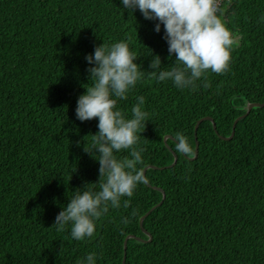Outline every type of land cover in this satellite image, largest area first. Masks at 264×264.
I'll return each instance as SVG.
<instances>
[{"label":"trees","instance_id":"1","mask_svg":"<svg viewBox=\"0 0 264 264\" xmlns=\"http://www.w3.org/2000/svg\"><path fill=\"white\" fill-rule=\"evenodd\" d=\"M220 9L236 40L230 68L209 69L195 89H181L149 72L151 50L161 67L175 58L163 25L156 31L138 8L130 12L121 0H0V264H76L90 251L97 264H122L130 234L145 240L126 239L124 264H264V105L239 118L230 138L220 136L231 134L247 103L264 102V0H222ZM129 38L146 71L118 107L130 116L136 97H145L139 145L147 182L110 207L92 237L76 240L55 218L76 188L99 187L98 150H87L98 117L82 121L75 112L92 83L85 57ZM204 116L218 133L203 119L190 158ZM178 134L191 152L176 150Z\"/></svg>","mask_w":264,"mask_h":264},{"label":"clouds","instance_id":"2","mask_svg":"<svg viewBox=\"0 0 264 264\" xmlns=\"http://www.w3.org/2000/svg\"><path fill=\"white\" fill-rule=\"evenodd\" d=\"M121 3L130 12L138 8L145 18L156 20V31L163 25L169 56L174 55L175 64L161 67V56L151 50L149 72L157 80L171 79L178 88L195 89L197 80L206 76L209 69L223 73L230 68L236 40L218 14L221 0H121ZM260 19L264 20V16ZM129 40L103 42L85 57L92 83L79 95L75 112L82 121L98 117V131L87 150H98L93 155L100 163L99 187L97 182H90L82 189L76 188L70 202L55 218L58 230L70 224L71 237L76 240L92 237L99 218L110 207H120L122 197L133 196L136 188L147 182L142 167V153L146 149L139 145V134L149 116L145 97H136L138 102L132 106L130 116L118 107L119 100L127 98L146 71L136 62L138 55ZM175 147L179 152L192 151L184 134H178ZM122 149L130 150L129 155L118 156ZM123 203L127 206L129 201ZM123 220L128 222L127 217ZM97 255L96 251H90L76 264H97Z\"/></svg>","mask_w":264,"mask_h":264},{"label":"water","instance_id":"3","mask_svg":"<svg viewBox=\"0 0 264 264\" xmlns=\"http://www.w3.org/2000/svg\"><path fill=\"white\" fill-rule=\"evenodd\" d=\"M262 105H264V102H249V103H247V105H246V112H245L244 114L238 116V117L235 119L231 134H230L229 136H222V135H220V136H221L222 138H226V139L230 138V137L234 134V129H235L236 121H237L239 118H241V117H243L244 115H246V114L250 111V109H251L253 106H262ZM203 119H209V120H211V121H212V124H213V127H214L215 131L217 132V130H216V123L214 122V120H213L212 117H210V116H204V117L198 119L197 122H196V124H195V126H194V129H195V138H196L195 154H194L193 157H190V158H194V157L196 156V154H197V150H198V139H197V137H196V130H197L198 124H199ZM217 133H218V132H217ZM168 136L171 137V138H173V137L170 136V135H168ZM168 136L166 135V136H165V139H166ZM172 152H173V154H174V160H173V162L171 163V165L175 164L176 161H177V154H176L174 151H172ZM149 166H150V165L144 167V169H143V173H144V174H145V170H146V168L149 167ZM154 187H155V186H154ZM156 188H157V187H156ZM159 189H160V188H159ZM163 198H164V193H163ZM160 202H161V201H160ZM160 202L154 204V205L150 208V210L153 209L154 207H156L157 205H159ZM148 212H149V211H147L146 214H147ZM146 214H145V215H146ZM145 215H143V216L140 218V224H141V221H142V219H143V217H144ZM141 226H142V225H141ZM143 230H144V232H146V233L148 234L149 238H148L147 240H149V239L151 238V234L148 233L145 229H143ZM128 237H136L137 239L145 240V239H142V238L139 237V236H135V235H132V234L128 235V236L126 237V239H127ZM126 239H125V242H124V255H123V261H122L123 263H122V264H124V258H125Z\"/></svg>","mask_w":264,"mask_h":264},{"label":"built area","instance_id":"4","mask_svg":"<svg viewBox=\"0 0 264 264\" xmlns=\"http://www.w3.org/2000/svg\"><path fill=\"white\" fill-rule=\"evenodd\" d=\"M222 1V0H221Z\"/></svg>","mask_w":264,"mask_h":264}]
</instances>
